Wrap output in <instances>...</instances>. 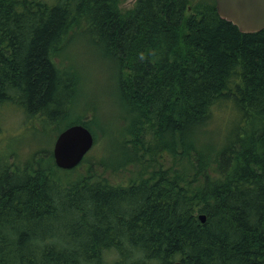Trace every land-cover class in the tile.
<instances>
[{
	"label": "trees",
	"instance_id": "trees-1",
	"mask_svg": "<svg viewBox=\"0 0 264 264\" xmlns=\"http://www.w3.org/2000/svg\"><path fill=\"white\" fill-rule=\"evenodd\" d=\"M125 2L0 0V109L90 129L64 60L81 39L117 66L124 122L72 169L0 150V264H264V28L216 0Z\"/></svg>",
	"mask_w": 264,
	"mask_h": 264
},
{
	"label": "rangeland",
	"instance_id": "rangeland-1",
	"mask_svg": "<svg viewBox=\"0 0 264 264\" xmlns=\"http://www.w3.org/2000/svg\"><path fill=\"white\" fill-rule=\"evenodd\" d=\"M134 1L126 0L122 7L131 8ZM66 53L69 58L64 59L65 64H73L74 70L82 76V81L79 82L80 91L77 101L79 104L86 102L89 106L94 107L92 111L94 114L84 112V115H87L86 119L91 121L95 119L90 129L97 139L88 157L90 156L92 159L96 157L111 158L115 152V148L112 147V143H115L114 137H119L121 126L124 124L120 119L123 115V107L117 99V66L102 55L98 47L94 48L81 39L73 42ZM76 115L73 108H70V115L61 122V127L72 122ZM225 115L226 113L223 117ZM0 118L2 121L0 150L8 154L11 160L31 154L44 146H48L52 150L57 134L56 128L52 134L45 129L42 131L41 127L37 129L39 122H34V119L27 118L21 111L8 105L0 109ZM216 118V121H219L222 119V115ZM213 126V129L217 128L216 124ZM105 137L107 144H104ZM12 153L14 154L12 155ZM124 173L129 174L122 171L113 179L126 181L127 176Z\"/></svg>",
	"mask_w": 264,
	"mask_h": 264
},
{
	"label": "water",
	"instance_id": "water-1",
	"mask_svg": "<svg viewBox=\"0 0 264 264\" xmlns=\"http://www.w3.org/2000/svg\"><path fill=\"white\" fill-rule=\"evenodd\" d=\"M218 14L237 25L243 32H256L264 28V0H216ZM94 145V135L82 123L63 129L55 138L53 158L63 169L76 167ZM204 221V215H200ZM172 264H184L177 260Z\"/></svg>",
	"mask_w": 264,
	"mask_h": 264
},
{
	"label": "bare ground",
	"instance_id": "bare-ground-1",
	"mask_svg": "<svg viewBox=\"0 0 264 264\" xmlns=\"http://www.w3.org/2000/svg\"><path fill=\"white\" fill-rule=\"evenodd\" d=\"M201 215H203V214H201ZM204 220H205V216H204Z\"/></svg>",
	"mask_w": 264,
	"mask_h": 264
}]
</instances>
